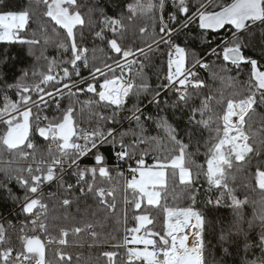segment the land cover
Returning a JSON list of instances; mask_svg holds the SVG:
<instances>
[{
	"label": "snow or ice",
	"instance_id": "snow-or-ice-1",
	"mask_svg": "<svg viewBox=\"0 0 264 264\" xmlns=\"http://www.w3.org/2000/svg\"><path fill=\"white\" fill-rule=\"evenodd\" d=\"M113 2L122 13H101L100 26L93 30L95 39L106 42L109 54L100 65L91 67L89 48L82 41L83 30L92 23L91 15L96 10L89 8L86 19L80 0H35L45 6L43 16L49 18L51 32L40 24L39 36L33 31L29 37L26 33L34 17L32 8L7 10V2L0 6V43L27 45L29 55L46 62L45 67L21 68L16 75L17 59L10 53L0 54V149L14 157L0 167V190L28 220L20 228L18 247L10 242L7 230L0 224V264H72L73 257L65 250L70 234H87L92 241L89 247L116 239L109 235L102 239L97 231L105 228L109 215L117 210L116 188L106 186L113 180L114 169L109 167L102 149L109 150L117 166L121 162L127 165V176L117 171L125 194L116 223L124 234L112 245L124 250L120 258L123 264H206L205 211L162 203L171 183L190 189L188 199L195 205L199 193L195 185L201 178L208 185L203 200L207 211L220 207L232 210L231 219L221 224L218 234L224 256L232 255L233 249L240 264H264V255L247 259L253 247L250 234L257 227L255 246L264 253V138L249 130L251 114L264 108V56L256 59L245 52L249 46L247 37L254 34L255 27L264 26V0ZM169 4L173 10L166 18ZM138 17L151 21L138 29L141 37L148 38L140 44H122L127 31L125 20L131 23ZM193 26L200 30L205 42L208 32L223 30L230 35L201 56L178 42L183 36L186 44ZM108 33L112 38H108ZM50 45L57 49V56L46 55ZM36 47L41 48L38 56L33 51ZM161 47L165 49L166 61L156 73L157 83L153 86L144 71L148 66L145 62L151 64L152 54ZM92 51L94 59L96 49ZM62 54H67V59L58 58ZM207 56L216 57L220 63H209ZM60 65L65 66L56 71ZM242 65L248 66L249 71L241 82L239 73H229L230 66L240 69ZM81 66L88 69V76L81 75ZM200 69L233 91L227 96L223 90L209 93L200 98L199 106L194 105L193 93L199 95L208 87L199 76ZM84 93L91 94L90 98L73 99ZM66 95L70 102L61 109L60 101ZM129 101H133L130 106ZM213 102L222 107L221 112L214 110ZM76 104L81 105V112L88 109L89 122L97 118L95 127L81 126L75 115ZM53 105L60 115L49 118L44 109ZM149 105L154 107V113L146 111ZM95 106L111 112L105 115L93 111ZM125 121L130 125L127 129ZM105 124L111 126L104 127ZM150 125L163 138L150 135ZM205 131L208 136L201 142ZM143 145L156 147L150 153L141 148ZM150 155L151 164L147 160ZM199 155L204 157L203 164L194 159ZM236 173L244 174L247 182L243 188L256 193L258 199L241 196L235 186ZM12 184L21 189L22 195L13 192ZM53 184L58 191L46 195L45 188ZM61 192L67 194L59 200L66 210L75 200L79 213L80 200L89 198L97 208L91 213L92 219H87L85 213L74 226L53 225V234L48 222L49 204L45 201L59 197ZM74 193L79 195L70 198ZM149 206L163 214L164 227L159 231L154 230L155 218L146 211ZM249 206L251 219L245 215ZM129 207L132 227L127 226ZM98 213L104 214L103 219H96ZM63 218L67 220L69 216ZM75 246L83 245L76 241ZM52 248L54 259H49ZM102 255L107 264H117V251H104Z\"/></svg>",
	"mask_w": 264,
	"mask_h": 264
},
{
	"label": "trees",
	"instance_id": "trees-1",
	"mask_svg": "<svg viewBox=\"0 0 264 264\" xmlns=\"http://www.w3.org/2000/svg\"><path fill=\"white\" fill-rule=\"evenodd\" d=\"M4 2L8 3V9L12 11H18L21 10L24 7H31L34 12L33 20L30 22L31 27L29 28L28 32L26 33L29 37H31V33L33 31L37 32V35L39 36V26L40 24H45L48 26L49 32H51V25L48 23L49 18H46L43 16V12L46 10L45 6L41 4L35 3V0H0V6ZM190 4L194 3L195 0H189ZM217 2H224V0H217ZM80 3L82 4V11L85 13L86 19L89 18L88 16V9L93 8L96 10L94 14L91 15V21L89 25H87L83 30V36L84 39L82 43L84 46L89 48V66L93 65H100L103 60L107 58V55L109 54V50L107 47L106 42H102L98 39H95L93 36V30L94 27L98 28L99 25V19L100 14H106V15H118L122 13V9H118L117 4L113 2V0H80ZM171 5L166 6V12L165 16L167 18V13L169 11H172ZM211 10V9H209ZM126 15V13H124ZM125 23L127 25V31L124 34L123 39L121 40L122 44L125 45H131L133 43L140 44L143 39H147V36L141 37V35L138 32L139 27L144 25H150L151 21L147 17H138L133 22L129 23L127 20H125ZM79 27V26H78ZM151 31V29H149ZM226 31H221L219 33L214 32H208L206 34L207 42H205V39L201 37L200 30L195 28V26L192 27V29L189 30L188 36L191 37L187 40L186 44L184 41V37L182 36L181 39L178 41L183 46H186L189 48L190 52L194 51L198 55L204 56L207 52L210 51L212 47H215L216 44L213 42L215 38H218L219 36H222L225 34ZM108 38H112L111 33L107 34ZM221 41V40H220ZM246 42L248 43V47L245 49V52L247 55L252 56L256 59H261L262 56H264V26H257L254 28V34L247 37ZM93 49H96L95 52V58L93 59ZM100 49H103V51H100ZM35 51L36 55L38 56L40 54L41 48L36 47L33 49ZM165 49L161 47L159 52L152 54V61L151 64H148L146 61L145 63L148 65L145 67L144 71L147 75V77L150 79V82L153 86L157 83L156 73L158 71H161L163 69L164 63L166 61V57L163 55ZM4 53H10L11 56L17 59L16 64V75H19V70L21 68H30V67H45L46 62L42 59L37 61L33 56L29 55V46L27 45H8L4 43H0V54ZM46 55L49 57L57 56V49L54 46H48ZM62 59H67V54H62L60 57ZM207 60L209 63L215 61L216 64H219L220 61L216 59L214 56H207ZM264 62V61H262ZM65 65H60L57 67L56 71H60V69ZM232 68L229 75L237 76L239 73L238 79L242 82L246 79L248 74V66L242 65L240 69H236L234 66H230ZM213 70H215V66L213 67ZM81 75L82 76H88L89 71L88 69L81 66L80 68ZM201 78V77H200ZM103 78H101L102 81ZM202 79V78H201ZM205 83L207 84V88L204 89L199 95L196 93H193V95L196 97L193 100V104L196 106H199L200 104V98L204 95H207L209 93H217L219 90L224 91V95H229L233 88L227 87L226 85L222 84L219 80H212L210 78L209 72L206 71L204 76ZM9 82H12L10 79ZM239 87V86H237ZM191 91V90H190ZM11 94V93H10ZM91 94L84 93L80 94L77 98L73 99H79L80 101H84L89 99ZM70 99L66 95L61 101H60V107L61 109H64L69 104ZM133 101H129V106L131 105ZM144 103H147L145 100ZM213 107L216 112H221L222 107L220 105H216L215 102H213ZM77 112H76V118L78 122L81 124V126L86 128H93L97 124V118L93 117L91 121L89 122V112L88 109L85 108L83 112L80 111L81 105L76 104ZM93 111L96 112H102L105 115L110 114L111 109L105 108L102 106H95ZM146 111L149 112H155V109L153 106L149 105L146 109ZM44 114L48 115L49 118H52L54 116H59L60 112H58L55 109V106H51L44 109ZM178 115V114H177ZM186 120V118H185ZM249 125H250V131L257 133L260 138H264V108H258L255 113L251 114V118L249 119ZM104 127H108L111 125H103ZM183 125L181 124V127ZM130 125L127 121L124 122V128H129ZM132 128H135V124L131 125ZM148 133L150 135H160L161 138H163L162 133H158L154 126L150 125L148 128ZM183 135V134H182ZM208 136L207 131L203 133V136L200 138L201 142H203V139H206ZM166 143V142H165ZM41 147H43V141H40ZM147 150L151 153L152 149L155 148V145H146ZM102 151L105 152V155L108 157V165H112L114 162V156H111L109 154V150L102 149ZM203 148H201V152H203ZM151 156V155H150ZM197 163H204V157L203 155H199L194 157ZM9 160H14V157L12 154L8 153L7 151H4L3 149H0V167L5 166V162ZM90 164L91 161H88ZM195 170V169H194ZM112 177L113 180L111 182H106V186H115V196H116V202H117V210L114 215H109V218L106 221L105 228L103 230L97 229L98 232H101V238L103 239L105 235L109 236H115L116 239H108L106 243H104L102 246H92L89 247V244H91V238L87 234H81L80 236H73L70 234L69 236V246L65 249L66 251L70 252L73 261L72 264H107V258L102 255L104 251H117L119 253V256L117 259V264H123L122 260L120 259L124 255V250L122 248H114L112 247L113 244L120 241L123 237V228L121 225L116 223V220L118 217L122 214V207H123V196L124 192L122 191L123 188V180H119L117 177V174L112 171ZM236 181L235 186L238 189V192L241 194V196L247 194L250 196V198L258 199V195L256 193H253L251 191L246 190L243 188V184L247 181L245 180L244 174L236 173ZM0 178H2V175H0ZM119 180V183L117 181ZM12 187L13 192L16 195H22L21 189L16 186L15 184L10 185ZM197 189H199V193L197 195V203L195 205H191V201L188 199V194L190 192V189H185L182 185L179 184H169L168 192L166 194V201L162 199V203L167 202L169 206H180V207H187V206H194L198 210H203L206 213L207 218V229H206V251H205V258H206V264H240V257L237 256L235 250L230 249L232 252V255L225 257L224 253L222 251V248L220 247L218 243V234L219 229L222 223H226L228 220L232 217V210L228 207H220L217 209H214L212 211H207L206 205H204L203 200L205 198V193L208 188L207 183L201 178L195 185ZM45 191V194L52 192L56 193L58 191L56 185H52L50 187H47ZM64 195H67L65 193H60L59 197H52L50 199H46V203L49 204V225L50 229L53 231V234H56V229L52 228L53 225H56L57 227H70L74 226L77 223L80 222L81 218L84 216L85 213H87L86 218L92 219L91 213L92 211L96 210L97 204L92 199L89 198L87 201H84L83 199L79 202V208L80 212L77 213V203L74 200L73 205L69 209H64L61 207L59 200L63 198ZM79 193L72 194V197L78 196ZM163 195V194H162ZM212 195H215V192L212 193ZM13 210H18V205L14 204L12 201L7 199V193L0 190V220L3 218H6L7 216H12ZM146 211H150L152 217H154V230L159 231L164 227L163 224V214L157 209H153L151 206H149ZM19 212V211H18ZM251 213L252 208L251 206L247 207L245 209V215L246 218L251 219ZM69 216V219L65 220L63 217L65 215ZM103 213H98L96 216V219H103ZM56 217L57 219L53 220L52 218ZM75 217V219H73ZM128 227H132V209L128 208ZM150 228L152 226H149ZM258 232L259 227L254 229L250 234V239L253 244L252 249L247 253V259L248 260H255L264 253L261 252V250L255 246L256 241L258 239ZM10 242L15 245L19 246V240L15 237L9 235L8 236ZM79 241L83 246H75V242ZM54 253L55 248L50 249L48 252L49 259H54ZM240 255H244L243 252H241ZM79 258V259H77Z\"/></svg>",
	"mask_w": 264,
	"mask_h": 264
},
{
	"label": "built area",
	"instance_id": "built-area-1",
	"mask_svg": "<svg viewBox=\"0 0 264 264\" xmlns=\"http://www.w3.org/2000/svg\"><path fill=\"white\" fill-rule=\"evenodd\" d=\"M226 33V32H225ZM228 35L224 34L223 36H219L218 38L214 39V43L217 44L220 42L221 39L226 38ZM206 71L203 69L199 70V76L204 80V76H205ZM205 81V80H204ZM142 149L147 150V146L143 145L141 146ZM148 163L151 164L152 163V158L151 156L147 157ZM111 169H114L113 171L117 174V171H123L125 173V176L128 175L127 172V165L124 164L123 162H121L119 164V166H117V162L115 160L114 157V162L112 165L109 166ZM47 188H45L46 190ZM12 216H7L6 218H3L2 220H0V224H3L5 229L7 230V236L11 235L13 237H15L16 239H18V235L20 232V228L22 226V224H28V220L27 218L22 214L19 213L18 210H13L12 212ZM11 225V226H10ZM30 227V225H29Z\"/></svg>",
	"mask_w": 264,
	"mask_h": 264
},
{
	"label": "rangeland",
	"instance_id": "rangeland-1",
	"mask_svg": "<svg viewBox=\"0 0 264 264\" xmlns=\"http://www.w3.org/2000/svg\"><path fill=\"white\" fill-rule=\"evenodd\" d=\"M227 33H228V35H227V37H228V36L230 35V33L226 31V33H225V34H227ZM222 36H223V35H222ZM227 37H226V38H227ZM221 40H222V39H221ZM141 234H143V233H141Z\"/></svg>",
	"mask_w": 264,
	"mask_h": 264
}]
</instances>
